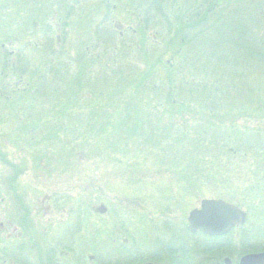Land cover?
Segmentation results:
<instances>
[{
    "label": "rangeland",
    "instance_id": "rangeland-1",
    "mask_svg": "<svg viewBox=\"0 0 264 264\" xmlns=\"http://www.w3.org/2000/svg\"><path fill=\"white\" fill-rule=\"evenodd\" d=\"M41 1L0 0V222L11 220L16 200L31 210L27 219L36 227L48 224L55 233L61 222L80 219L73 210L82 202L84 225H78L76 241L90 237V253L107 247L113 253L128 254L130 248L149 247L155 235L169 230L163 228V220L187 232L190 210L198 208L203 199L222 198L249 213L248 220L219 237L224 238L221 243L210 239L209 245L214 242L235 259L264 251L254 244L264 241V182L257 189L252 187L260 178L256 175L261 171L259 159L247 156L246 161L234 153L221 157L216 169L215 164L195 169L187 165L190 153H184L185 157L177 156L179 165L169 170L155 166V156L160 161L163 158L152 144H145L139 155L132 146L120 151L121 145L113 149L104 142L106 122L101 114L104 109L114 110L106 107L109 99L110 104L121 99L107 88L112 73L120 68L114 76L135 78L137 73L141 78L152 66L165 79L167 66L178 61L169 49L174 33L170 23L158 18L154 9L141 6V0ZM179 6L167 0L160 8L172 13L171 21L177 19L173 13L190 22L200 18L186 12L187 2ZM144 8L150 12L146 18ZM221 53L210 58L211 65L217 66L219 55L225 56ZM158 57L161 62H156ZM219 69L223 74L233 71L231 67L229 72L224 66ZM189 76L201 78L202 74ZM78 77L95 79L79 88L74 84ZM135 84L127 81L122 87L123 93H131L126 100L135 96ZM158 88L134 97L147 101V95L150 102L136 106V115L142 119L144 113L162 114L163 124L184 123L179 115L169 119L171 112L172 117L176 115L175 109L166 111L162 94L157 96L161 103L151 102ZM90 104L97 111L86 109ZM236 125L251 127L255 122L241 119ZM150 151L154 154L146 155ZM176 170L182 173L174 174ZM46 195L49 200L42 203ZM53 199L63 201L58 205ZM42 204L59 211L44 216ZM242 237L255 247L239 246ZM5 240V233L0 234V242Z\"/></svg>",
    "mask_w": 264,
    "mask_h": 264
},
{
    "label": "trees",
    "instance_id": "trees-1",
    "mask_svg": "<svg viewBox=\"0 0 264 264\" xmlns=\"http://www.w3.org/2000/svg\"><path fill=\"white\" fill-rule=\"evenodd\" d=\"M164 1L167 0H141V6L147 5V9H154L158 18L161 16L170 23L174 33L169 49H173L170 51L171 55L176 56L178 61L174 64L169 62L167 72L163 73L165 79L159 78L161 73H157L152 66L144 70L141 78H138L137 73L135 78L127 75L114 76L119 73L120 68L112 73V80L107 88H112L113 94H118L121 99L111 104L109 99L106 107L114 110L104 109V114H101L106 122L104 142L113 149L121 145L123 149L120 151L132 146L133 151L139 155L143 153L145 144H152L159 150L157 154L163 158L160 161L155 156V166H165L169 170L179 165L177 156L185 157L184 153H190L187 165L195 169L197 165L209 169L213 164L216 169V163L221 157H233L234 153L242 154L246 161L257 158L262 162V165L259 164L261 171L256 174L260 178L255 179L252 186L257 189V185L264 182V26L259 24H264V0H170L178 8L181 7L179 2H187L186 12L192 17H200L194 22L180 13H173L177 19L171 21L172 13L168 14V9L160 8ZM146 8L142 11L144 18L150 13ZM162 10L166 13H160ZM199 37L203 42L197 41ZM220 50L225 56H220ZM217 53L220 54L218 64L211 65L210 58ZM161 61L162 58L156 60ZM198 62H202L200 66L197 65ZM222 66L227 72L230 67L233 68L232 73L223 74L222 69H219ZM218 69L221 73H218ZM195 72L202 74V77L189 76ZM93 79L95 77L86 80L78 77L74 84L80 88ZM127 81L136 82L132 85L135 96L144 95L150 89L159 87L151 102L161 103L157 96L162 94L166 111L169 113L175 109L176 115L172 117L171 112L169 119L173 120L179 115L180 121L183 120L184 123L163 124L162 114L144 113L142 119L141 115L138 117L135 107L142 106V102H150L147 95V101L142 98L136 100L135 96L126 100L131 96L130 92L123 93L122 87ZM195 97L198 101H195ZM87 101L91 102V99L88 97ZM89 106L86 109L97 111L94 104ZM197 116L200 118V125ZM241 119L254 121L255 126L238 128L236 123ZM147 154L154 153L150 151ZM193 154L199 155V159ZM247 156L249 159H246ZM166 157L167 162L164 161ZM178 172L180 175L182 170H176L174 174ZM243 240L247 239L242 237L238 240L239 246L255 247L249 241L243 243ZM259 241L254 244L264 247V241Z\"/></svg>",
    "mask_w": 264,
    "mask_h": 264
},
{
    "label": "flooded vegetation",
    "instance_id": "flooded-vegetation-1",
    "mask_svg": "<svg viewBox=\"0 0 264 264\" xmlns=\"http://www.w3.org/2000/svg\"><path fill=\"white\" fill-rule=\"evenodd\" d=\"M72 1L74 4L78 2V0ZM38 3L43 2L38 0ZM45 199L49 200V196L46 195L41 202L44 203ZM13 201L11 220L0 222V234L5 233L6 238L5 241L0 242L2 244L0 264H238L241 257L233 258L230 252L222 250L213 242L215 240L221 243L224 238L218 240L219 237H208L198 232L192 234L189 231H180L178 227H173L172 223L169 225L167 219L162 221L163 228L169 230L155 235L152 245L147 248L145 246L140 247L141 249L130 248V253L125 254L118 250L113 253L112 248L110 251L109 248L104 247V251L90 253L92 239L89 237L90 240L81 241L79 238L77 242L75 235L78 225L82 223L84 225L85 204L80 202L74 207L77 208L73 213H78L80 219L68 223L61 222L57 226L58 230L53 233L48 224H43L40 229L36 227L30 219H27L31 210L20 201ZM56 201L59 205L63 200ZM42 205L44 216L59 211L55 210V206ZM210 239H213L211 245L208 242ZM81 243L84 245H80ZM261 252L263 251H251L245 254Z\"/></svg>",
    "mask_w": 264,
    "mask_h": 264
},
{
    "label": "water",
    "instance_id": "water-1",
    "mask_svg": "<svg viewBox=\"0 0 264 264\" xmlns=\"http://www.w3.org/2000/svg\"><path fill=\"white\" fill-rule=\"evenodd\" d=\"M102 210V209H101ZM246 220V213L237 206L218 199L201 201L199 209H193L188 217L192 232L202 231L209 235H220ZM264 252L243 256L239 264H262Z\"/></svg>",
    "mask_w": 264,
    "mask_h": 264
}]
</instances>
